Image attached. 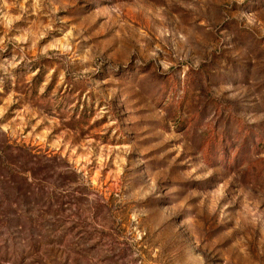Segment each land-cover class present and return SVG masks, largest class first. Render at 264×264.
Returning a JSON list of instances; mask_svg holds the SVG:
<instances>
[{
	"label": "rangeland",
	"instance_id": "rangeland-1",
	"mask_svg": "<svg viewBox=\"0 0 264 264\" xmlns=\"http://www.w3.org/2000/svg\"><path fill=\"white\" fill-rule=\"evenodd\" d=\"M0 264H264V0H0Z\"/></svg>",
	"mask_w": 264,
	"mask_h": 264
}]
</instances>
